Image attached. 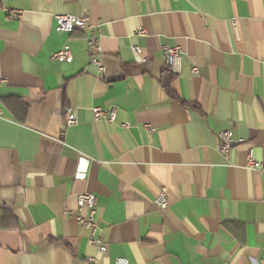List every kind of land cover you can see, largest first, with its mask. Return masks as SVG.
Listing matches in <instances>:
<instances>
[{"label": "crops", "instance_id": "0c3cea01", "mask_svg": "<svg viewBox=\"0 0 264 264\" xmlns=\"http://www.w3.org/2000/svg\"><path fill=\"white\" fill-rule=\"evenodd\" d=\"M0 4L22 12L0 11V264H264V171L247 167L264 163V0ZM61 15L88 19L103 72ZM84 193L104 253L76 219Z\"/></svg>", "mask_w": 264, "mask_h": 264}, {"label": "built area", "instance_id": "2783aa9c", "mask_svg": "<svg viewBox=\"0 0 264 264\" xmlns=\"http://www.w3.org/2000/svg\"><path fill=\"white\" fill-rule=\"evenodd\" d=\"M0 11L7 12L13 18H20L22 16L21 11L17 10H9L3 5L0 4ZM56 23L58 31L73 33L77 30H88V48L91 57V64L98 68L100 72H103V66L101 63V54H102V46L101 39L97 35L96 31L89 25L88 19L86 17H75L70 15H61L56 16ZM140 34H144V31H139ZM135 52L138 53V49H134ZM165 61L168 69L176 74L179 72L181 66V56L182 50L180 47L165 48ZM53 58L59 60L60 62L70 61L72 59L71 53L68 48H64L63 50L55 53ZM94 121L102 122L106 121L107 123H113L117 117L118 109H102V108H94L93 110ZM2 114V109L0 106V115ZM63 118L65 121V128H71L78 124V120L73 112L71 107H66L63 111ZM220 145L219 151L225 156L229 157L232 147L234 145V140L232 137V133L230 131L222 132L219 135ZM247 167L253 171H264V163L258 162L252 155L248 157ZM77 203L79 211H87V215L83 216L82 214H78L76 219L78 223L89 230L91 233L89 243L91 245L96 246L101 253L106 252V246L100 237V228L96 223L95 215H96V207H97V197L91 193L79 194L77 196ZM157 204L162 209H167L169 207V203L165 197L162 195L158 198Z\"/></svg>", "mask_w": 264, "mask_h": 264}]
</instances>
